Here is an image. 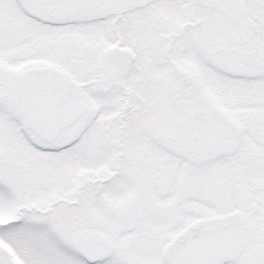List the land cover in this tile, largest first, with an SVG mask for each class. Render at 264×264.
I'll list each match as a JSON object with an SVG mask.
<instances>
[{
  "label": "snow or ice",
  "instance_id": "obj_1",
  "mask_svg": "<svg viewBox=\"0 0 264 264\" xmlns=\"http://www.w3.org/2000/svg\"><path fill=\"white\" fill-rule=\"evenodd\" d=\"M0 264H264V0H0Z\"/></svg>",
  "mask_w": 264,
  "mask_h": 264
}]
</instances>
